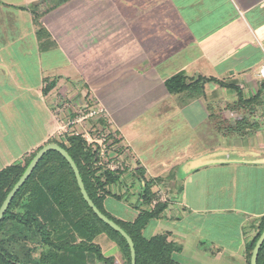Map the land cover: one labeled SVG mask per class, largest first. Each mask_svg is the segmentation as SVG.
Instances as JSON below:
<instances>
[{"label": "crops", "instance_id": "0c3cea01", "mask_svg": "<svg viewBox=\"0 0 264 264\" xmlns=\"http://www.w3.org/2000/svg\"><path fill=\"white\" fill-rule=\"evenodd\" d=\"M54 3L33 1L44 39L29 7L3 4L13 13L0 16V171L49 143L58 94L97 102L126 161L108 188L120 199L107 197L105 210L117 201L114 217L133 222L148 208L140 205L142 169L168 204L147 227L182 246V264H247L264 216V0ZM179 74L227 86L170 93L166 82ZM128 209L137 213L124 216ZM98 239L105 257L124 264ZM69 261L103 264L88 253Z\"/></svg>", "mask_w": 264, "mask_h": 264}, {"label": "trees", "instance_id": "16d2710c", "mask_svg": "<svg viewBox=\"0 0 264 264\" xmlns=\"http://www.w3.org/2000/svg\"><path fill=\"white\" fill-rule=\"evenodd\" d=\"M54 1L53 9H56L69 0ZM38 8L33 5L30 9L34 15L37 36L44 39L48 32L40 22L42 14L38 13ZM209 82L227 86L215 78L199 77L190 82L183 74H179L169 79L166 87L170 93L195 89L203 95L205 85ZM53 86L52 83L47 85L45 94ZM58 144L75 161L85 188L98 209L132 238L136 264H182L177 259L182 246L169 241L167 234L151 238L144 235L147 225L160 218L168 208L167 203L153 206L157 198L153 191L155 181L146 180L142 169L137 171L143 183L140 205L148 208L139 209L133 222L114 218L105 210L104 202L109 196L120 199L108 188L120 181L123 171L98 172L95 154L87 149L81 137L68 135L64 142ZM41 148L24 163L10 165L0 171V208ZM258 222L256 236L246 245L247 264H251L253 250L264 231V216ZM100 236H106L119 248L124 264H131V251L126 239L104 223L84 200L68 161L60 153L48 151L16 194L0 222V264H69L70 257L75 259L79 253H88L103 264H115V259L105 257L96 243ZM257 264H264V243Z\"/></svg>", "mask_w": 264, "mask_h": 264}, {"label": "rangeland", "instance_id": "374dc122", "mask_svg": "<svg viewBox=\"0 0 264 264\" xmlns=\"http://www.w3.org/2000/svg\"><path fill=\"white\" fill-rule=\"evenodd\" d=\"M33 1L36 2H41L43 0H0V16H5V19H7L8 14H12V12L10 11L8 14L5 12L6 8H4L5 6H3V4H15V5H20L22 4L23 8L28 9L33 7ZM51 0H47V2H49ZM13 6L9 7L8 9H12ZM7 11V10H6ZM13 18V17H12ZM25 23V22H24ZM25 28L27 29V25H24ZM12 40V39H11ZM26 42V41H25ZM27 46H29V42L25 43ZM44 61V60H43ZM51 110H50V115L53 121V125H54V129L57 127L56 122L54 121V116L55 114V110L58 111V109L62 110L64 109L65 113L64 115H61V111H60V116L61 118L64 117V124H68L69 122L73 121L74 119H76V117L79 115V112L81 111L83 114L88 115L89 113H91V111L93 110L92 108H94V103L93 102H82V101H78L76 100H71L69 97H64L62 96V94H58L56 99L51 101ZM49 102V103H51ZM81 113V114H82ZM59 117V119H61ZM58 119V120H59ZM61 123V122H60ZM75 129L77 132H81V133H88L91 137V139L93 141H100L101 139H104V137H106L107 141L104 143V145H106L108 147V153L105 157H101V159L98 157L99 154V150L101 147L97 146V144H92L90 146L87 145L86 141V147L87 149H89L90 151H92V153L95 154L96 157V164L95 167L96 169H98V172H102V171H109L110 168L116 164L119 163V167L120 170H122V168H125V164L126 161L124 160V162H122L119 157L116 156L117 150H115V143H116V137H115V133L113 132V130L111 129V125L109 124V120L107 118L104 117H99V116H95V117H89L87 118L86 121H84L82 123V125H73L71 126L69 129V133L65 134L64 136H60V135H55V136H51V138L49 139V143H62L65 141L66 137L68 135H70L73 130ZM80 137V136H79ZM96 143V142H95ZM100 143H102V141H100ZM96 145V147H94ZM97 157H98V161H97ZM29 157H27L26 160H28ZM111 171V170H110ZM115 171H118L117 169ZM112 205H109V214H111V216H115V215H119L120 208H118L120 206V204L117 201H113ZM124 212V216L127 217H131V215H134L135 213H137V210H130L128 209L126 212L125 210H123ZM115 214V215H113ZM123 215V214H122ZM115 218V217H114ZM154 224H152L151 226L149 225L146 230L144 231V235L147 238H151L152 236L155 235H159L161 234L160 231H158L157 233H155V231L153 230ZM99 243H101V246L103 247V250L105 252H108L107 250H114L112 252H118V247L112 243L110 240H108V238H106V236H101L98 239ZM178 259V256H177ZM179 260V259H178Z\"/></svg>", "mask_w": 264, "mask_h": 264}, {"label": "water", "instance_id": "95a60500", "mask_svg": "<svg viewBox=\"0 0 264 264\" xmlns=\"http://www.w3.org/2000/svg\"><path fill=\"white\" fill-rule=\"evenodd\" d=\"M48 151H56L58 153H60L70 164L78 186L80 188L81 194L84 198V200L88 203V205L93 209V211L95 212V214L107 225H109L110 227H112L114 230H116L118 233H120L128 242V245L130 247V251H131V264H136V251H135V244L132 240V238L127 234V232L121 228L118 224H116L114 221H112L111 219H109L106 215H104L99 209L98 207L95 205V203L92 201V199L90 198L86 188H85V184L83 182V179L81 177L79 168L77 167L75 161L72 159V157L69 155V153L63 149L58 143H49L45 146H43L36 154V156L33 158V160L31 161L30 165L27 167L25 173L23 174V176L20 178V180L16 183V185L13 187V189L10 191V193L8 194L7 198L5 199L4 203L2 204L1 208H0V222L2 221V219L4 218V215L7 211V209L9 208L12 200L14 199V197L16 196V194L19 192V190L21 189V187L25 184V182L28 180V178L30 177V175L32 174V172L34 171V169L37 167L38 163L40 162V160L42 159V157L48 152ZM264 243V231L261 234V236L259 237L255 248L253 250L252 253V257H251V264H257L258 261V256H259V252L260 249L262 247Z\"/></svg>", "mask_w": 264, "mask_h": 264}, {"label": "built area", "instance_id": "2783aa9c", "mask_svg": "<svg viewBox=\"0 0 264 264\" xmlns=\"http://www.w3.org/2000/svg\"><path fill=\"white\" fill-rule=\"evenodd\" d=\"M259 76L261 79H264V64L261 66L260 70H259ZM93 102V101H92ZM94 103V108H92L93 110L91 111V113H89L88 115L86 114H83L81 111L79 112V115L76 117V119H74L73 121L69 122L68 124H64V117L61 118L60 116V111H61V115H64L65 112L64 109L63 111L58 109V111H54L55 112V116H54V121L56 122L57 124V127L55 128L54 132H53V136L55 135H60V136H64L65 134L69 133L70 131V127L73 126V125H82V123L84 121L87 120V118L89 117H104V118H108L107 116V113L105 112V110L100 107L98 105L97 102H93ZM82 113V114H81ZM59 117L61 119H59ZM59 119V120H58ZM61 122V123H60ZM109 124L112 126L110 120H109ZM73 132L70 134V135H74V136H80L82 137L88 146L92 145V144H97V146L101 147L100 150H99V154H98V157L101 159V157H105L108 153V147L106 145H104V143L107 141L106 137H104V139H101L100 141H102V143H100V141H93L90 137V135L86 132V133H79L77 132L74 128L72 129ZM96 142V143H95ZM96 147V145L94 146ZM98 157H97V161H98ZM120 170V167H119V163L112 166L110 168L111 171H115V170ZM165 193H164V190L161 189L159 192H158V198H156V200L153 201V206L159 204V203H165L167 202L166 198H165Z\"/></svg>", "mask_w": 264, "mask_h": 264}]
</instances>
